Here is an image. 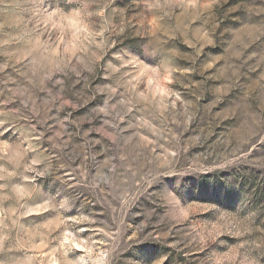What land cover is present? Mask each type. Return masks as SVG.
Here are the masks:
<instances>
[{
	"label": "rangeland",
	"instance_id": "obj_1",
	"mask_svg": "<svg viewBox=\"0 0 264 264\" xmlns=\"http://www.w3.org/2000/svg\"><path fill=\"white\" fill-rule=\"evenodd\" d=\"M0 264H264V0H0Z\"/></svg>",
	"mask_w": 264,
	"mask_h": 264
}]
</instances>
